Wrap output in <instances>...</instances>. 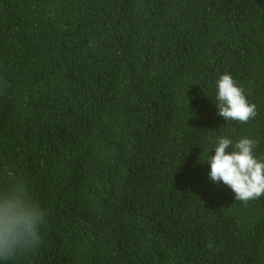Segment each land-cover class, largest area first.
<instances>
[{
    "label": "trees",
    "instance_id": "trees-1",
    "mask_svg": "<svg viewBox=\"0 0 264 264\" xmlns=\"http://www.w3.org/2000/svg\"><path fill=\"white\" fill-rule=\"evenodd\" d=\"M222 135L264 154V0H0V179L46 214L0 264H264V196L208 175Z\"/></svg>",
    "mask_w": 264,
    "mask_h": 264
},
{
    "label": "clouds",
    "instance_id": "clouds-1",
    "mask_svg": "<svg viewBox=\"0 0 264 264\" xmlns=\"http://www.w3.org/2000/svg\"><path fill=\"white\" fill-rule=\"evenodd\" d=\"M215 100L218 115L225 121L246 124L257 115L255 103L248 100L231 73L218 77ZM258 143L248 136L233 141L222 135L214 153L204 160L210 166V179L228 186L235 200L245 204L264 196V154H257ZM45 215L23 184L0 179V260L14 259L37 248ZM208 247L213 248L211 242Z\"/></svg>",
    "mask_w": 264,
    "mask_h": 264
}]
</instances>
